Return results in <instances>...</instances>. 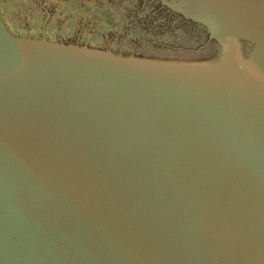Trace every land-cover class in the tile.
<instances>
[{
    "label": "water",
    "instance_id": "95a60500",
    "mask_svg": "<svg viewBox=\"0 0 264 264\" xmlns=\"http://www.w3.org/2000/svg\"><path fill=\"white\" fill-rule=\"evenodd\" d=\"M160 1L213 50L0 23V264H264V0Z\"/></svg>",
    "mask_w": 264,
    "mask_h": 264
},
{
    "label": "rangeland",
    "instance_id": "374dc122",
    "mask_svg": "<svg viewBox=\"0 0 264 264\" xmlns=\"http://www.w3.org/2000/svg\"><path fill=\"white\" fill-rule=\"evenodd\" d=\"M0 23L11 36L38 39L43 31L49 41L124 54L189 58L180 51L215 46L200 23L160 0H0Z\"/></svg>",
    "mask_w": 264,
    "mask_h": 264
}]
</instances>
